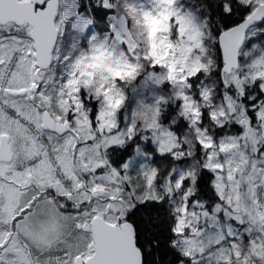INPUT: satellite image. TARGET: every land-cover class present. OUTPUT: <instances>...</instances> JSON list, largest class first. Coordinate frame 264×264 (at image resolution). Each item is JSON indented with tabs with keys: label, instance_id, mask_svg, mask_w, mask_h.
<instances>
[{
	"label": "snow or ice",
	"instance_id": "6c2138e0",
	"mask_svg": "<svg viewBox=\"0 0 264 264\" xmlns=\"http://www.w3.org/2000/svg\"><path fill=\"white\" fill-rule=\"evenodd\" d=\"M0 264H264V0H0Z\"/></svg>",
	"mask_w": 264,
	"mask_h": 264
}]
</instances>
